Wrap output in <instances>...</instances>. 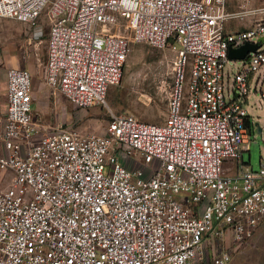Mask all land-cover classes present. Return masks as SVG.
Listing matches in <instances>:
<instances>
[{"label":"built area","instance_id":"2783aa9c","mask_svg":"<svg viewBox=\"0 0 264 264\" xmlns=\"http://www.w3.org/2000/svg\"><path fill=\"white\" fill-rule=\"evenodd\" d=\"M240 7L0 0V18L35 35L48 27L45 81L79 107L105 103L133 43L174 55L165 121L110 112L105 133L40 122L31 112L30 70L6 68L0 264L229 263V244L264 219V160L257 167L243 160L249 108L264 110V5ZM254 13L249 26L225 29L226 19ZM247 42L257 46L228 57Z\"/></svg>","mask_w":264,"mask_h":264},{"label":"rangeland","instance_id":"374dc122","mask_svg":"<svg viewBox=\"0 0 264 264\" xmlns=\"http://www.w3.org/2000/svg\"><path fill=\"white\" fill-rule=\"evenodd\" d=\"M243 4L247 8H257L264 5V0H227V9L236 12ZM256 16L254 13L230 17L225 21V29L233 31L249 26ZM118 20L123 22L124 18L119 17ZM47 30L45 25L42 34L35 35L23 22L0 18V123L4 122L6 113L4 76L6 68L12 65L25 66L30 70L33 82L31 112L44 124L60 123L72 125L85 133H105L110 112L132 113L154 123L165 121L173 79L174 55L169 48H156L144 42L133 43L119 81L108 86L105 103L79 107L45 81ZM253 98L254 95H250L249 102ZM249 110L254 117L251 119L249 140L243 145L248 147L243 151V160L257 167L260 160H264V110L255 106ZM138 164H141L139 160ZM136 165V162L130 163L131 167ZM8 173V170H0V186L8 184ZM229 248L231 259L228 264H264V219L250 237L230 243Z\"/></svg>","mask_w":264,"mask_h":264},{"label":"water","instance_id":"95a60500","mask_svg":"<svg viewBox=\"0 0 264 264\" xmlns=\"http://www.w3.org/2000/svg\"><path fill=\"white\" fill-rule=\"evenodd\" d=\"M256 46L257 44L247 42L236 48H229L228 57L229 58H242L247 51L254 49Z\"/></svg>","mask_w":264,"mask_h":264},{"label":"crops","instance_id":"0c3cea01","mask_svg":"<svg viewBox=\"0 0 264 264\" xmlns=\"http://www.w3.org/2000/svg\"><path fill=\"white\" fill-rule=\"evenodd\" d=\"M16 21V20H15ZM20 22V21H19ZM237 29H240V28H237ZM236 30V29H235ZM229 31V30H228ZM4 81H5V86H4V96H5V102H4V104L6 105V79H5V76H4ZM0 101H1V99H0ZM6 114V113H5ZM5 114H4V116H5ZM4 118V117H3ZM208 255V254H207ZM204 264H208V258L207 257H205V259H204Z\"/></svg>","mask_w":264,"mask_h":264}]
</instances>
